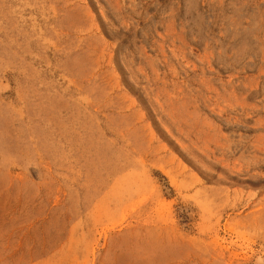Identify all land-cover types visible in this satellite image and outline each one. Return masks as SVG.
I'll use <instances>...</instances> for the list:
<instances>
[{"label":"rangeland","instance_id":"374dc122","mask_svg":"<svg viewBox=\"0 0 264 264\" xmlns=\"http://www.w3.org/2000/svg\"><path fill=\"white\" fill-rule=\"evenodd\" d=\"M0 264H264V0H0Z\"/></svg>","mask_w":264,"mask_h":264}]
</instances>
